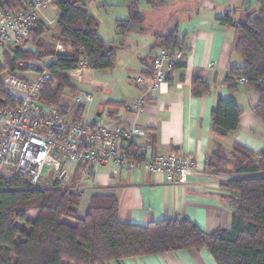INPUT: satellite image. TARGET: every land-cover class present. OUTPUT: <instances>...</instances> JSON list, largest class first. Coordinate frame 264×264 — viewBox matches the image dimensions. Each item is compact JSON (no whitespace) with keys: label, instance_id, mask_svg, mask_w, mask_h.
<instances>
[{"label":"trees","instance_id":"obj_1","mask_svg":"<svg viewBox=\"0 0 264 264\" xmlns=\"http://www.w3.org/2000/svg\"><path fill=\"white\" fill-rule=\"evenodd\" d=\"M87 0H58L57 34L46 40L45 23L39 18L30 30L25 48L22 45L4 51L0 61V107L13 106L4 91L2 74L22 69L28 63L53 56L48 65L51 80L40 90L44 104L58 109L67 121L68 108L73 109L72 123H79L85 112L83 103L67 106L63 96L78 92L70 83L77 61L85 57L90 69H111L116 61L114 41H106L97 31L98 20L86 10ZM160 7L164 0H144ZM244 0L242 18L235 19L228 10L217 21L231 26L236 35L234 53L242 64L230 66L223 84L230 92L238 90L239 77L247 89L258 96L253 112L264 123V0ZM141 0H123L126 19L116 20L115 32L125 36L142 32ZM22 0H0V10L13 13L23 9ZM58 44L59 50L55 51ZM184 52L182 40L174 27L155 36L151 48ZM157 50V51H158ZM153 54L151 63L157 53ZM177 60L170 71L181 68ZM151 68V64L149 70ZM149 70L142 73L145 75ZM66 90L68 94H65ZM211 86L195 71L192 93L201 96ZM109 104H121L109 101ZM241 108L232 99H218L211 110L212 134L221 138L236 129ZM93 124L90 126H96ZM141 148L133 142L128 150ZM204 170L209 174L229 172L222 188L229 191L232 210L231 228L201 230L189 218H165L145 224L127 223L118 216V203L113 195H93L84 215H78L82 191L77 186L86 166L77 163L67 177L50 179L33 186L18 172L0 175V264H106L125 258L160 254L176 250L206 249L216 264H264V148L258 152L234 143L229 151L217 149L206 155ZM91 171V170H90ZM68 220H72L69 222Z\"/></svg>","mask_w":264,"mask_h":264},{"label":"crops","instance_id":"obj_2","mask_svg":"<svg viewBox=\"0 0 264 264\" xmlns=\"http://www.w3.org/2000/svg\"><path fill=\"white\" fill-rule=\"evenodd\" d=\"M243 4L244 0H164L160 7L147 4L140 9L144 16L142 32L127 33L128 40L125 42L121 41V36L116 43L114 41L116 61L113 67L121 62L126 64L123 54L130 48H136L130 63L125 66L130 82L125 87L118 85L114 89L115 92L108 96L104 106L98 108L88 125H134L142 135L133 143L146 150L147 155L180 151L193 159L198 172L189 177L186 185H180L167 182L164 174L150 172L144 166L125 169L109 163L96 167L90 172H83L77 184L82 191L78 209H81L82 215L93 195L110 194L118 203L120 220L127 223L145 224L165 218L186 217L205 232L231 228L230 193L221 184L232 174H209L204 170V163L207 154L217 149L227 152L234 143L255 152L264 148V123L252 110L258 100L257 94L239 81L235 83L238 85L235 92H230L223 84L228 68L241 65L242 59L233 50L236 40L234 29L220 25L217 18L228 10L234 11L235 19L242 18ZM167 7L170 12L165 20L162 12ZM51 8L55 12L56 24L59 9L55 3ZM46 12L43 9L39 11V19L45 24L51 22L47 21ZM174 27L186 48L181 54L184 66L173 70L159 90L145 92L136 84L135 78L149 70L152 56L158 50L151 49L155 45V36L164 35ZM142 36H146L147 40L142 41ZM195 71L211 86L209 93L201 96L192 93ZM140 96L145 97L144 109L136 114L128 107ZM218 99H232L242 110L236 129L221 138L212 134L211 110ZM109 101L121 104H109ZM70 165H66L68 175L77 166ZM106 264L216 262L206 249H188L125 258Z\"/></svg>","mask_w":264,"mask_h":264},{"label":"built area","instance_id":"obj_3","mask_svg":"<svg viewBox=\"0 0 264 264\" xmlns=\"http://www.w3.org/2000/svg\"><path fill=\"white\" fill-rule=\"evenodd\" d=\"M52 1L22 0L24 8L21 11L0 10V61L7 47H28L26 41L39 18V11ZM179 59L181 52L178 50L159 49L149 73L137 76L136 84L145 92L159 90ZM52 61L18 63L22 69L2 74L4 91L13 106L0 107V175L15 171L37 186L50 181L43 175L44 166L52 167L53 178L63 179L68 176L67 164H84L85 172H90L111 163L125 169L144 166L150 172L164 174L169 183L186 185L189 177L198 172L193 159L180 151L147 155L143 148L128 150L127 146L142 135L134 125L90 126L64 120L57 108L44 104L40 98L41 88L52 78L48 69ZM88 69L89 62L82 57L73 70ZM238 81L244 82L245 79L239 77ZM65 97L68 101L63 103L67 106L92 101L91 95L85 93ZM144 104L145 97L140 96L128 108L139 114Z\"/></svg>","mask_w":264,"mask_h":264},{"label":"rangeland","instance_id":"obj_4","mask_svg":"<svg viewBox=\"0 0 264 264\" xmlns=\"http://www.w3.org/2000/svg\"><path fill=\"white\" fill-rule=\"evenodd\" d=\"M58 0H53L46 8L43 10H47V22L45 25L44 37L46 40H50V37L54 34H57V26L55 24V12L52 10V6L54 3L56 4ZM123 0H87L86 1V10L89 14L93 15L98 20V33L105 40H113L115 43L120 40L124 41L128 40L127 36H119L115 32V22L116 20L126 19L128 17V11L125 6L122 5ZM252 7H256V4L253 0H251ZM147 6L145 1L143 0L140 4V9ZM169 7L163 8L162 16H164L165 20L166 14H169ZM142 41L147 40L146 36H142ZM140 48V46H139ZM58 44L55 46V51L59 50ZM136 48H130L127 50L124 56H126L125 63H130V58L134 56V50ZM11 47H7L4 51H11ZM53 56H46L40 60L49 61L53 60ZM126 64L120 63L113 67L112 69H88L85 71H81L79 73H74L71 75L70 83L76 88L78 93L90 94L92 97L91 102L85 103V114L81 119V122L88 124L92 122L97 113L98 108L104 106V102L108 96H111L115 92V88H118V85L121 87H125L127 83L130 82L127 78L126 73ZM133 67L131 65H128ZM129 68V67H128ZM130 73V72H129ZM133 73V72H132ZM135 74V73H134ZM3 80V79H2ZM113 81V82H112ZM117 83V84H116ZM65 94H68L66 90ZM68 99L65 95L62 98V102H66ZM67 103V102H66ZM67 113V121L71 122L73 119V109L68 108ZM2 125L0 124V129ZM67 166H71L67 164ZM53 169L51 166H44L43 175L48 179H53ZM81 210V209H80ZM78 211V215L81 216V211ZM72 222V220H68Z\"/></svg>","mask_w":264,"mask_h":264},{"label":"water","instance_id":"obj_5","mask_svg":"<svg viewBox=\"0 0 264 264\" xmlns=\"http://www.w3.org/2000/svg\"><path fill=\"white\" fill-rule=\"evenodd\" d=\"M96 120H97V117H96Z\"/></svg>","mask_w":264,"mask_h":264}]
</instances>
